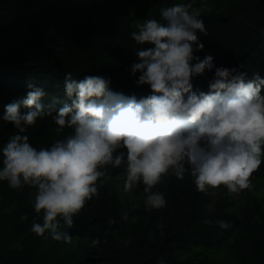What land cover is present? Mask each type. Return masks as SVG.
Listing matches in <instances>:
<instances>
[{
    "label": "trees",
    "instance_id": "1",
    "mask_svg": "<svg viewBox=\"0 0 264 264\" xmlns=\"http://www.w3.org/2000/svg\"><path fill=\"white\" fill-rule=\"evenodd\" d=\"M201 3L208 35L198 33L204 49L195 55H212L216 66L244 64L249 78L254 72L264 77V0H0V116L5 105L26 95L29 83L47 93L43 104L61 107L69 72L76 79L103 75L113 91L146 97L149 87H138L139 73L131 75L138 62L139 46L131 39L136 23L163 22L161 9L173 4L192 10ZM213 75L214 69L195 78L194 90L207 92ZM56 127L45 117L24 134L39 149L71 133L65 129L58 136ZM15 133L0 119V147ZM252 177L254 191L238 206L223 185L200 193L189 175L170 176L155 189L165 194L167 206L147 212L145 197L131 203L123 190L124 168L110 167L71 229L58 217L60 230L73 237L71 244L31 232L33 219L42 222L33 208L35 189L13 190L0 182V264H264V162ZM213 190L225 193L212 211ZM136 194L144 196L142 185ZM217 220L232 226L221 229ZM93 239L100 241L95 247Z\"/></svg>",
    "mask_w": 264,
    "mask_h": 264
},
{
    "label": "clouds",
    "instance_id": "2",
    "mask_svg": "<svg viewBox=\"0 0 264 264\" xmlns=\"http://www.w3.org/2000/svg\"><path fill=\"white\" fill-rule=\"evenodd\" d=\"M160 16L163 22H137L131 32L139 46L131 75L139 73L135 84L149 87L146 97L113 91L103 75L76 79L69 72L61 107L43 104L47 93L32 83L26 95L4 106L0 119L16 133L0 147V182L13 190L35 189L33 208L42 215V222L33 219L31 225L37 236L73 243L58 217L71 229L110 167L124 168L125 192L143 186L147 212L167 206L165 194L155 189L170 176L189 175L200 193L221 185L230 196L254 191L252 174L264 162V77L254 72L249 78L244 64L216 66L212 55H195L204 49L198 33L208 35L200 10L173 4ZM213 69L208 91L194 90L193 80ZM45 117L58 126V136L65 129L71 133L37 149L24 133ZM99 243L93 239L91 246Z\"/></svg>",
    "mask_w": 264,
    "mask_h": 264
},
{
    "label": "rangeland",
    "instance_id": "3",
    "mask_svg": "<svg viewBox=\"0 0 264 264\" xmlns=\"http://www.w3.org/2000/svg\"><path fill=\"white\" fill-rule=\"evenodd\" d=\"M204 6V3H201L199 6H197V9H201L202 7ZM225 193L224 190H213L210 192V196L212 198V202L209 204V208L210 210H214V203L218 200V196L220 193ZM227 192V190H226ZM249 191L248 190H245L243 193H241L240 195H229L228 192L226 193L228 196H229V200L233 201V202H236V204L239 206L241 204H243V202L246 200V196H247V193ZM129 194V201L132 203V200L134 201L135 199H141V198H144V196H142V194H136L133 196L134 194V189L131 190V191H128L127 192ZM133 196V197H132Z\"/></svg>",
    "mask_w": 264,
    "mask_h": 264
}]
</instances>
